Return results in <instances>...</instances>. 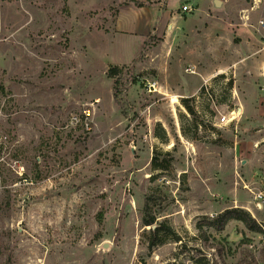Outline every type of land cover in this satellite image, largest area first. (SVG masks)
<instances>
[{"label": "rangeland", "instance_id": "1", "mask_svg": "<svg viewBox=\"0 0 264 264\" xmlns=\"http://www.w3.org/2000/svg\"><path fill=\"white\" fill-rule=\"evenodd\" d=\"M206 6L0 0V264H264V0Z\"/></svg>", "mask_w": 264, "mask_h": 264}, {"label": "trees", "instance_id": "2", "mask_svg": "<svg viewBox=\"0 0 264 264\" xmlns=\"http://www.w3.org/2000/svg\"><path fill=\"white\" fill-rule=\"evenodd\" d=\"M141 6V5H139ZM118 68L112 67L109 71L111 77H116L115 74H117ZM114 97L116 98V88H117V79L115 78L114 81ZM101 214V213H99ZM230 219H237L240 220L248 229L250 230H261L260 227H258L248 213H246L243 210L240 209H229L224 211L222 214H217L214 218L210 219L208 221L209 225L214 227L217 230H220L224 227V225L230 220ZM141 223L142 226L147 227L149 232L152 233L153 237L149 239L148 246L152 247L155 244L158 243V236L162 233H166L168 230L162 223H157L155 220V217L153 215H149L147 210L144 211L141 215Z\"/></svg>", "mask_w": 264, "mask_h": 264}, {"label": "crops", "instance_id": "3", "mask_svg": "<svg viewBox=\"0 0 264 264\" xmlns=\"http://www.w3.org/2000/svg\"><path fill=\"white\" fill-rule=\"evenodd\" d=\"M207 2V8L209 7V4L212 3L214 0H205ZM228 0H220L221 2V5L225 4ZM164 18L165 20H175L177 23H178V20L181 18L180 14L177 12V13H174L172 11H167L164 13Z\"/></svg>", "mask_w": 264, "mask_h": 264}, {"label": "built area", "instance_id": "4", "mask_svg": "<svg viewBox=\"0 0 264 264\" xmlns=\"http://www.w3.org/2000/svg\"><path fill=\"white\" fill-rule=\"evenodd\" d=\"M253 4L256 5L258 2H260V0H252ZM180 10L183 13H189L191 11V6L187 3H182L180 5ZM261 23H263V21H261Z\"/></svg>", "mask_w": 264, "mask_h": 264}, {"label": "bare ground", "instance_id": "5", "mask_svg": "<svg viewBox=\"0 0 264 264\" xmlns=\"http://www.w3.org/2000/svg\"><path fill=\"white\" fill-rule=\"evenodd\" d=\"M170 102H171V111H172L173 115L176 116L177 113H176L175 105L178 103L177 96L176 95H171L170 96Z\"/></svg>", "mask_w": 264, "mask_h": 264}, {"label": "water", "instance_id": "6", "mask_svg": "<svg viewBox=\"0 0 264 264\" xmlns=\"http://www.w3.org/2000/svg\"><path fill=\"white\" fill-rule=\"evenodd\" d=\"M217 3H219V4H220V3H221V2H220V0H214V1H213V4H214V6H216V5H217ZM104 244H106V243H104ZM105 246H106V245H104V247H105Z\"/></svg>", "mask_w": 264, "mask_h": 264}]
</instances>
